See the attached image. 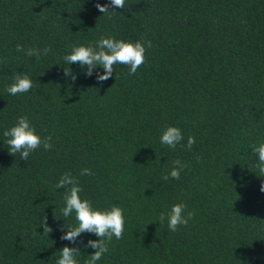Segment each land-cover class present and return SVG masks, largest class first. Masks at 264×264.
<instances>
[{
  "label": "trees",
  "instance_id": "1",
  "mask_svg": "<svg viewBox=\"0 0 264 264\" xmlns=\"http://www.w3.org/2000/svg\"><path fill=\"white\" fill-rule=\"evenodd\" d=\"M97 3L110 0H0V264H56L66 245L80 248L81 264L94 254L84 247L92 233L60 239L77 221L63 217L55 186L85 168L81 196L126 217L97 264H264V178L251 147L264 142V0H125L111 15ZM101 37L152 47L136 74L115 64L99 82L102 67L87 76L63 57ZM24 73L32 89L7 93ZM20 116L52 137L51 150L9 154L3 132ZM167 126L184 136L174 150L160 142ZM175 160L188 167L163 180ZM181 201L195 218L169 231L159 215Z\"/></svg>",
  "mask_w": 264,
  "mask_h": 264
},
{
  "label": "clouds",
  "instance_id": "2",
  "mask_svg": "<svg viewBox=\"0 0 264 264\" xmlns=\"http://www.w3.org/2000/svg\"><path fill=\"white\" fill-rule=\"evenodd\" d=\"M97 9L103 13L111 15L115 9H124L125 0H110L108 4H96ZM152 47L150 40L125 41L117 40L113 37H101L98 41H90L86 44L74 45L71 48L70 54L63 57L66 64L72 65L78 63L82 69L86 70L87 76L93 75V70L98 66L103 68V74L97 73L96 79L99 82L108 80L113 76L114 65L122 64L129 66V75L136 74L137 70L145 63L146 49ZM17 52H25L29 57L36 56L37 59L41 56V51L35 48L24 49L23 45H17ZM51 52V47L43 49V55H48ZM65 77H71V80L76 79L72 68H64ZM33 87V81L29 74H18L14 77V83L6 87L7 93L10 95H18L29 92ZM3 136L7 137V145L9 154L15 156L17 152L21 154V159L27 161L30 154L43 146L44 150H51L53 147L51 136L41 137L35 126L30 122L27 116H20L14 126L6 129ZM184 140L182 130L177 126H167L163 131L160 142L171 149H175L178 144ZM195 144V138L189 136L187 140V148L191 149ZM252 150L257 156V161L254 165L255 173L264 178V142L258 145H252ZM173 167L170 171L163 175V180H168L170 177L179 179L181 172L188 167L187 164L180 160L172 162ZM167 168V163L165 164ZM253 171L251 168H249ZM91 169H82L79 172V177L91 175ZM71 171L65 172L60 177L56 184L57 189H65L64 201L65 207L62 209L63 217L67 218L73 213L77 221L76 226L64 225L66 232L60 237L61 240H66L75 244L77 238L82 233H92L99 237L98 240H89L85 248L95 249L94 254L88 255L83 264H97L105 253L109 251V244L113 237L117 240L121 239L124 234L126 217L125 210L119 206L113 205L111 208L100 209L93 205L89 198L82 197L84 189L80 179ZM260 191L264 192V182L261 183ZM195 211L188 210L187 203L181 201L172 205L166 213L161 212L159 222L163 224L165 219L168 221L169 231L175 232L181 225L187 226L189 221L195 218ZM43 227L42 234H50L53 229L47 223L45 215L41 220ZM40 233V232H39ZM35 235V233H34ZM82 252L79 247L64 246L59 250V259L56 264H81L80 257Z\"/></svg>",
  "mask_w": 264,
  "mask_h": 264
}]
</instances>
